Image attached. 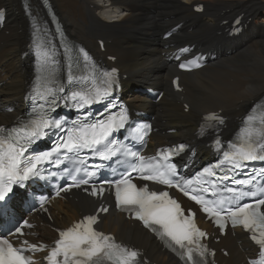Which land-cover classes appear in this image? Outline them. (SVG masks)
<instances>
[{
  "label": "bare ground",
  "instance_id": "obj_1",
  "mask_svg": "<svg viewBox=\"0 0 264 264\" xmlns=\"http://www.w3.org/2000/svg\"><path fill=\"white\" fill-rule=\"evenodd\" d=\"M34 8H24L21 0H0V7L9 9L7 22L0 31V122L15 115L5 113L15 107L18 114L30 88V58L24 47L31 34L30 19L43 14L38 0H29ZM20 2V4H19ZM56 15L70 38L85 45L97 57L107 62L115 56L123 75V96L129 97L138 110L150 111L156 117L160 131L152 136L151 144L165 141H187L197 148V158L205 160L210 150L209 140L199 139L198 127L204 115L222 111L228 118L227 129L233 133L239 119L264 96V0H51ZM203 2L205 11L196 14L193 5ZM25 3V2H24ZM114 7L119 9L113 13ZM27 13V14H26ZM244 14L249 21L247 30L229 39L223 22ZM116 17V18H115ZM117 20V21H114ZM178 26V34L170 40L163 35ZM106 42L101 52L97 41ZM195 45L196 52H210L216 59L200 71L180 74L182 93H174L171 79L178 73L165 53L183 45ZM174 45L169 50L166 46ZM229 54V55H228ZM112 66L110 62H107ZM165 91L158 105L144 100L133 84ZM188 106L189 110L186 109ZM174 130L173 134H169ZM98 206L86 196L76 195L66 202H56L52 209L54 226L66 227L86 211ZM50 222L43 221L41 235L55 238ZM100 229L114 233L121 241L145 250L152 264H177L160 245L136 223L110 212L103 217ZM221 247L229 257L218 254L219 264H246V256L254 250L246 236L236 231L228 234Z\"/></svg>",
  "mask_w": 264,
  "mask_h": 264
},
{
  "label": "snow or ice",
  "instance_id": "obj_2",
  "mask_svg": "<svg viewBox=\"0 0 264 264\" xmlns=\"http://www.w3.org/2000/svg\"><path fill=\"white\" fill-rule=\"evenodd\" d=\"M4 17V11L0 10V23L3 22ZM239 23L240 21L237 20L236 24ZM37 53L47 63L50 58L49 53L42 51L40 45H37ZM83 59L86 63H90L87 52L83 53ZM182 67L184 66L182 65ZM103 76L106 85L103 89L93 87L87 90L72 91L70 97L66 99L76 102L80 108L102 102L112 93V87L116 83V71L104 72ZM39 79L43 83L35 89L36 96L54 107L57 103L56 93L62 92L63 88L54 89L49 86L55 82L51 75L42 76ZM81 79L87 81L86 77H81ZM72 81L73 75L70 73L68 82L72 83ZM49 97L52 99L49 100ZM206 119L216 120L218 118L212 115ZM127 122L128 116L121 109L118 116L110 114L104 119L78 123L75 127L67 130L66 135L61 137L51 152L27 158L25 153L29 147L47 135V129L60 128V123L51 119L47 112H41L20 128L6 131L0 127V201L5 200L15 185L22 187L23 181L38 176V165L43 164L53 154H58L62 150L79 154L82 150L87 149L96 153L101 160L110 159L115 152L114 142L110 140V137L114 132L125 128ZM220 123H223V120H220ZM244 124L245 127L241 130L238 142L232 143L229 146L230 150L223 152L224 160L232 168H241L245 162L264 161V118L257 122L256 117L249 115ZM145 135H147L146 132H138L141 141ZM216 143L219 145L220 141L217 140ZM181 150H183V146H181ZM131 155L138 160L132 171L141 173L142 179L168 187H176L185 196L200 205L201 210L213 219L221 231L230 222L233 228L240 227L249 233V239L257 246L258 255V259L250 260L249 264H264V193L253 203H243L232 207L236 201L248 196L256 197L257 193L225 187L223 191L229 193L230 196L207 200L203 195L192 193H207L210 191L209 188L191 187V191H189L193 184L192 181H187L183 186L174 183L171 178L176 175L174 165L145 161L144 157L137 156L136 153ZM168 156L169 153H162L161 159L167 160ZM205 174L213 176L215 173L211 169H206ZM87 175L91 177L95 173L89 172ZM131 175L132 173L128 172L127 175L112 182L115 189L116 207L122 211L133 213L134 218L141 221L145 228L152 230L161 239H165L168 246L179 250L181 258L186 257L189 264H201L208 253L207 248L201 243L202 238L207 237V233L196 226L195 213L189 209L186 215L181 205L171 198L167 191H149L146 186L137 187L132 182ZM235 182L244 186L253 183L251 180ZM204 183H208V181ZM82 184H88V180L74 181L72 186L80 187ZM104 191L102 186L99 189L93 187L91 195L97 196ZM216 192L217 186L213 184L211 194L216 195ZM100 211L106 213L108 209L102 208ZM96 223L97 216H87L72 227L60 231L59 238L47 256L49 264H105V261L109 264H137L138 253L117 244L113 237L96 231L94 228ZM38 249L43 250V246H31L33 251ZM196 257H199L200 261H197ZM0 264H33V262L24 255V249L15 247L7 239H0Z\"/></svg>",
  "mask_w": 264,
  "mask_h": 264
}]
</instances>
